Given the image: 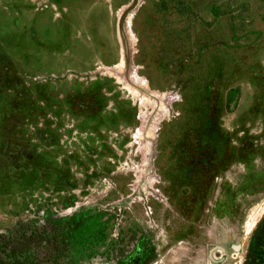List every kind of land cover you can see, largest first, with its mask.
<instances>
[{
    "label": "rangeland",
    "instance_id": "rangeland-1",
    "mask_svg": "<svg viewBox=\"0 0 264 264\" xmlns=\"http://www.w3.org/2000/svg\"><path fill=\"white\" fill-rule=\"evenodd\" d=\"M135 1L0 0V234L81 212L73 264H243L264 0Z\"/></svg>",
    "mask_w": 264,
    "mask_h": 264
},
{
    "label": "trees",
    "instance_id": "trees-1",
    "mask_svg": "<svg viewBox=\"0 0 264 264\" xmlns=\"http://www.w3.org/2000/svg\"><path fill=\"white\" fill-rule=\"evenodd\" d=\"M86 216L40 227L36 221L21 223L10 234H0V264H73L77 235L84 230ZM67 259L69 263H62ZM243 264H264V216L257 223Z\"/></svg>",
    "mask_w": 264,
    "mask_h": 264
},
{
    "label": "bare ground",
    "instance_id": "bare-ground-1",
    "mask_svg": "<svg viewBox=\"0 0 264 264\" xmlns=\"http://www.w3.org/2000/svg\"><path fill=\"white\" fill-rule=\"evenodd\" d=\"M136 75V74H135ZM136 82V80H135ZM138 87L144 91H149V86L146 82L143 81H138ZM140 93V91H139ZM138 94V93H137ZM139 96V94H138ZM162 97V96H161ZM149 98V97H148ZM158 98V97H157ZM150 99V98H149ZM148 99V100H149ZM169 100V99H168ZM163 106L165 107V103L163 101ZM166 108V107H165ZM164 109V108H163ZM264 214V204H259L255 209H253V211L250 213L248 221H247V225L245 227L247 232H252L254 229V224L257 221V219L259 218L260 215Z\"/></svg>",
    "mask_w": 264,
    "mask_h": 264
},
{
    "label": "water",
    "instance_id": "water-1",
    "mask_svg": "<svg viewBox=\"0 0 264 264\" xmlns=\"http://www.w3.org/2000/svg\"><path fill=\"white\" fill-rule=\"evenodd\" d=\"M136 4H137V0L135 1V3H134V5H133V7H134V6H136Z\"/></svg>",
    "mask_w": 264,
    "mask_h": 264
}]
</instances>
